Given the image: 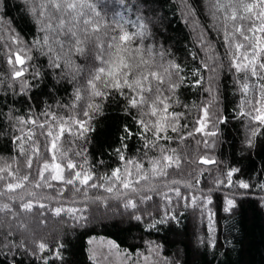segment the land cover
Returning <instances> with one entry per match:
<instances>
[{
  "label": "snow or ice",
  "instance_id": "6c2138e0",
  "mask_svg": "<svg viewBox=\"0 0 264 264\" xmlns=\"http://www.w3.org/2000/svg\"><path fill=\"white\" fill-rule=\"evenodd\" d=\"M0 6L7 8L6 4ZM177 7L185 21H191L194 31L199 28L197 41L205 53L201 66L209 72L206 91L210 101L201 105L202 115L191 132L181 123L189 105H183L184 112L173 109L181 103L178 93L187 78L183 73L192 75V84L201 87L204 76L200 68L189 70L175 59H165L172 53L155 43V33L149 26L156 27L163 18L150 6L149 0H111V3L109 0L102 3L101 0H22L20 19L34 29L30 42L0 15V40L4 41L0 44V61L7 65V71L0 73L4 90L12 89L15 95L19 87V92L24 94L36 87L37 79L48 76L47 72L30 65L34 51L48 57L46 67L51 69L54 80L68 81L72 88L68 102L61 104L57 100L55 109L46 99L38 103L29 96L25 101L32 102L27 103L22 115L17 114L21 110L14 106L6 114L16 131L10 137L15 147L5 145L0 150V213L7 225L0 233V252L19 253L22 249L24 254L44 264H54L49 259L50 253L59 264H76L71 257L64 256V245L59 239L38 236L27 226L23 217L36 205H39L36 211L40 216L48 212L63 223H67V217L84 227L92 220L87 214L90 203L107 205L110 199H115L121 201L125 209H131L129 217L140 221L147 215L146 226L153 228L167 223L165 217L176 219L170 210L173 196L177 205L183 200L185 207L191 203L193 211L197 208L201 214L207 211L208 243L215 244L212 237L215 214L209 205L216 193L212 187H197L202 183V168L191 181L170 179L181 168L182 161L188 159L170 143L183 141L195 132L204 134L197 144L208 147V139L204 137H209L214 145L220 133L217 124H227L240 116L246 118L243 144L248 149L257 144L264 146V0H179ZM201 10L210 18V28L222 37L223 54L199 22L197 13ZM145 11L152 12V16L146 17ZM132 13L135 20L128 18ZM30 69L31 83L25 79ZM225 69L230 75L233 93L239 92V103L231 117L219 109L212 113L209 106L218 100L223 80L229 79V75L222 76ZM54 91L50 90L48 95H53ZM121 98L122 111L128 115L135 111L133 122L139 126V131L132 133L130 125L124 124L123 135L125 138L130 134L138 135L142 148L136 149L133 155L114 150L118 157L115 165L101 174L90 164L88 150H81L78 142H87L93 117L104 107V101L120 105ZM209 126L212 132L207 130ZM121 147L127 149L128 146L122 144ZM198 159L207 165L219 163L215 157L205 155ZM261 171L264 172V168ZM240 172L241 169L228 164L227 184L237 191L223 196L225 212L237 210L235 195L251 194L249 181L233 180L234 174ZM224 175L220 173L214 184L223 186ZM179 185L184 186L183 191ZM256 187L264 192V181ZM96 190L103 191L89 195ZM156 196L162 197L165 208L163 215L155 213L160 215L159 221L153 213H147L146 208L139 207ZM11 218H15L16 227ZM18 229L22 230L20 238L14 235ZM96 240L97 237L89 236V245H94ZM145 244L149 254L156 257L152 264H160L162 246L151 241ZM107 245L117 255L121 254L115 240H107ZM89 253V258L94 259L93 247L89 248ZM124 254L127 256V250ZM178 256L179 253L164 258L163 264H180ZM138 259L139 253L137 261L128 259L127 264H138ZM11 264H17L15 255Z\"/></svg>",
  "mask_w": 264,
  "mask_h": 264
},
{
  "label": "trees",
  "instance_id": "16d2710c",
  "mask_svg": "<svg viewBox=\"0 0 264 264\" xmlns=\"http://www.w3.org/2000/svg\"><path fill=\"white\" fill-rule=\"evenodd\" d=\"M102 2L103 0H101ZM109 2L111 3V0ZM178 3L179 0H149L150 6L154 7L156 13L163 18L156 27L149 26L155 33V43L162 45L165 49H170L172 55L171 57L166 56V60L175 59L181 63L182 67L189 70L200 68V74L204 76V86L201 87L192 84V75H189L188 72L183 73L187 78L178 93L181 103L175 105L173 109L184 112L183 105H189L186 118L181 123L187 125V131L191 132L196 126L199 116L202 115L201 105L210 101L206 91L209 72L201 66V61L205 59V53L197 41L199 28L194 31L191 21H185L177 7ZM0 4L7 5V8L0 6V15L5 21L11 22V26L20 33L21 37L26 36L30 42L34 29L20 19L19 10L22 7V0H0ZM143 14L146 17L152 16L150 11H145ZM128 18L135 20V13L129 14ZM197 18L200 24L205 27L206 35L223 54L222 37H218L216 32L210 28V18L207 13L201 10L197 13ZM2 43L4 41L0 40V44ZM47 63V56H41L37 51L33 52L30 65L47 72L48 76L43 80L37 79L36 87L32 88L30 92L21 94L17 87L16 94L13 95L12 89H8L6 92L4 86L0 85V150L5 145L10 148L15 147L14 143L10 142V137L16 130L11 127L6 115L10 107L14 106L21 110L17 114L22 115L23 110L27 108V103L32 102L29 100L26 103L25 98L29 96L38 103L40 100L46 99L54 109L57 100L61 104L68 102L72 88L68 86V81L57 82L54 80L51 76V69L46 67ZM6 71L7 65L0 61V73ZM223 75H229L226 69L222 73ZM25 79L32 82L31 69ZM225 86L227 87L225 88ZM53 89H55L53 95L49 96L48 93ZM238 103L239 92L233 93L229 75V79L223 80L218 100L213 101L209 106L212 113L219 109L222 114L231 117L233 109ZM122 105V98L120 105L104 101V107L93 117L92 131L88 134L87 142L85 143L83 140L78 142L81 150L85 148L88 150L87 156L90 164L101 174L109 171L110 167L115 165L118 157L114 150L120 149L127 155H133L136 149L142 148L138 135L130 134L126 138L123 135L124 124L130 125L132 133L138 132L139 126L133 122L135 111L128 115L122 111ZM225 109L227 111H224ZM217 127L220 128V133L214 145L209 137H204L208 139V147H205L203 143L197 144L204 134L195 132L192 137H185L183 141L177 140L175 143H170V146L176 148L179 154L188 156V159L182 161L181 168L174 172L170 179L191 181L197 177L198 173H201L202 168L200 177L202 183L197 187L203 189L212 187L216 193L212 204L209 205L215 214L212 217L214 245L208 243L207 211H204L203 214L198 208L193 211L191 203L185 207L183 200L177 205L175 196H173L174 203L170 206V210L175 214L176 219L170 220L165 217L168 220L167 223L157 224L153 228L146 226L147 215L137 221L129 217L128 213L131 212V209H125L122 202L115 199H110L107 205L101 202L90 203L87 214L92 217V220L84 227L73 223L67 217H65L67 223H63L60 218L48 212H45L44 216H40L36 211L39 205L30 210L23 219L38 236H44L48 240L59 239L64 245V256L71 257L76 264H127L128 259L137 261V253H139L138 264H152L156 257L149 254L145 241L162 246L159 250L160 264H163L164 258L175 257L177 253H179L180 264H264V203H261L264 192L256 187L257 184L264 181V172L261 171L264 168V146L257 144L254 148L248 149L243 144L246 135V118L236 116L234 120L230 119L227 124H217ZM207 130L213 131L211 126ZM122 144L127 145V149L122 148ZM200 155H205L208 158L215 157L219 163L202 164L198 159ZM229 163L241 169L240 174H234V181L244 179L252 185L250 195L246 197L235 195L237 210L234 213L223 211V196L235 194L237 191L236 188H230L227 184L226 170ZM220 173L225 174L222 177L224 179L223 186L214 184L215 178ZM179 186L183 191L184 186ZM102 191H92L89 195L95 196ZM191 191L189 190V192ZM139 207L146 208L147 213H153L156 221L160 220V215H163L165 210L163 199L159 196L154 197L153 201L140 204ZM156 212H159L160 215H155ZM11 223L13 227H16L15 218H11ZM6 226L3 213H0V233H3ZM86 229H92V231ZM21 232L22 230L18 229L14 233L16 238H20ZM89 236L97 237L92 246L88 243ZM101 237L104 238L103 241L100 239ZM109 239L115 240L120 246V255L108 248L107 240ZM51 247L54 249L55 245L53 244ZM90 247L94 248V259L89 258ZM124 250H127V256H125ZM13 255H15L17 264H44L42 260L32 257L30 254H24L22 249L19 253L0 252V264H11ZM49 259L54 264H59L57 258L51 256L50 253Z\"/></svg>",
  "mask_w": 264,
  "mask_h": 264
}]
</instances>
